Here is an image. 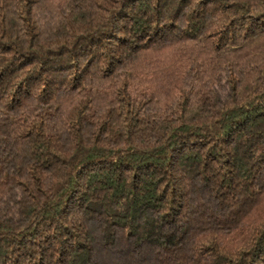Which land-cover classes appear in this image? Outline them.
I'll return each instance as SVG.
<instances>
[{"label":"trees","instance_id":"obj_1","mask_svg":"<svg viewBox=\"0 0 264 264\" xmlns=\"http://www.w3.org/2000/svg\"><path fill=\"white\" fill-rule=\"evenodd\" d=\"M0 264H264V0H0Z\"/></svg>","mask_w":264,"mask_h":264}]
</instances>
